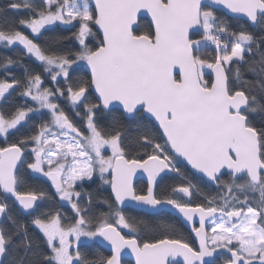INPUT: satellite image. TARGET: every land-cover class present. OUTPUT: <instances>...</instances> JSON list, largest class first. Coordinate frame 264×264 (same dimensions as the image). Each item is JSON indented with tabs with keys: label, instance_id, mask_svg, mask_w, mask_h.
Returning a JSON list of instances; mask_svg holds the SVG:
<instances>
[{
	"label": "snow or ice",
	"instance_id": "obj_1",
	"mask_svg": "<svg viewBox=\"0 0 264 264\" xmlns=\"http://www.w3.org/2000/svg\"><path fill=\"white\" fill-rule=\"evenodd\" d=\"M0 49V264H264V0H8Z\"/></svg>",
	"mask_w": 264,
	"mask_h": 264
},
{
	"label": "trees",
	"instance_id": "obj_2",
	"mask_svg": "<svg viewBox=\"0 0 264 264\" xmlns=\"http://www.w3.org/2000/svg\"><path fill=\"white\" fill-rule=\"evenodd\" d=\"M7 3H8V0H0V7L5 6ZM8 15H12V14L9 13ZM230 22L235 24L236 20L235 19H231ZM18 51H19V49H17L16 51L0 49V55H5L6 54V55L15 56ZM12 71L15 72L17 75H20L22 73V69H15L14 68ZM205 72H206V75H209V72H208L207 69H205ZM160 142L163 143V141H160ZM187 175H188V178L191 179L194 184H197V185L200 186V189H201L202 192H204V193L213 192V194H214V188L206 187L201 182V180L199 179V177L197 175L193 174L190 171L187 172ZM179 182H180L179 179H167L164 183L165 184H177ZM136 185H137L138 189H144L146 187V185L143 182H140V181L137 182ZM129 214H132V215H143V212L133 211V212H131ZM147 218H151V217H147ZM159 219H161L163 221H166V222L176 223V219L173 216H171V215H169L167 213H164V212L161 213V216L159 217ZM177 232L179 234H181L186 240H189V242H192V240L190 238V235L188 234L187 230H185L184 227L178 228ZM95 251L100 253V254H103V255H108V253L101 247H98L97 249H95ZM124 264H131V263L126 261V262H124Z\"/></svg>",
	"mask_w": 264,
	"mask_h": 264
},
{
	"label": "water",
	"instance_id": "obj_3",
	"mask_svg": "<svg viewBox=\"0 0 264 264\" xmlns=\"http://www.w3.org/2000/svg\"><path fill=\"white\" fill-rule=\"evenodd\" d=\"M222 11H226V10H222ZM229 16H231V14H229ZM232 19H235V18H232ZM192 172L193 174L197 175L198 177H200L201 174L199 173H194V170L190 171ZM172 175L171 173L169 174V176ZM146 175L141 173V172H138L137 173V176L135 178V183L141 181L143 182L145 185H146ZM135 211H138V212H144V211H147L146 209L145 210H135ZM162 212H167L169 214H171L172 216H174L175 218H178V214L175 212V210L171 209V207H165ZM197 221H198V217H197ZM197 226H198V223H197ZM189 232H190V226H184ZM123 232H127L126 229L123 230ZM193 239H194V234H191ZM195 241V239H194ZM196 242V241H195ZM197 243V242H196ZM100 247L104 248L108 253L110 252V248L109 246L106 244V242L102 245H100ZM126 251V255L123 256V260L127 259L129 260L132 264H135V257L134 255L131 253L130 250H125ZM177 260L179 261V264H182V259L181 258H177Z\"/></svg>",
	"mask_w": 264,
	"mask_h": 264
},
{
	"label": "flooded vegetation",
	"instance_id": "obj_4",
	"mask_svg": "<svg viewBox=\"0 0 264 264\" xmlns=\"http://www.w3.org/2000/svg\"><path fill=\"white\" fill-rule=\"evenodd\" d=\"M174 174H172V175H170V176H173ZM141 182V181H140ZM194 199H196L195 197H194ZM164 213H167V212H164ZM167 214H169V213H167ZM169 215H171V214H169ZM172 216V215H171ZM174 217V216H173ZM175 218V217H174ZM176 220H177V218H175ZM185 228V227H184ZM185 230H187L186 228H185ZM187 232H188V234L190 233L188 230H187ZM125 233V232H124ZM127 233V232H126ZM190 238H191V240H192V242L193 243H196L195 241H194V239H193V237H192V235L190 236ZM102 248V247H101ZM104 249V248H103ZM105 250V249H104ZM106 251V250H105ZM107 252V251H106ZM108 253V252H107ZM109 254V253H108ZM124 262H129V263H131L129 260H127V259H125V260H123ZM132 264V263H131Z\"/></svg>",
	"mask_w": 264,
	"mask_h": 264
},
{
	"label": "rangeland",
	"instance_id": "obj_5",
	"mask_svg": "<svg viewBox=\"0 0 264 264\" xmlns=\"http://www.w3.org/2000/svg\"><path fill=\"white\" fill-rule=\"evenodd\" d=\"M25 32H26V34H27V30H25ZM208 72H209V70H208Z\"/></svg>",
	"mask_w": 264,
	"mask_h": 264
}]
</instances>
